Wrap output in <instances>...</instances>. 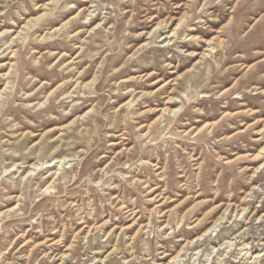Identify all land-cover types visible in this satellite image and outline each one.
<instances>
[{
    "label": "rangeland",
    "instance_id": "rangeland-1",
    "mask_svg": "<svg viewBox=\"0 0 264 264\" xmlns=\"http://www.w3.org/2000/svg\"><path fill=\"white\" fill-rule=\"evenodd\" d=\"M176 255L264 264V0H0V264Z\"/></svg>",
    "mask_w": 264,
    "mask_h": 264
},
{
    "label": "bare ground",
    "instance_id": "bare-ground-1",
    "mask_svg": "<svg viewBox=\"0 0 264 264\" xmlns=\"http://www.w3.org/2000/svg\"><path fill=\"white\" fill-rule=\"evenodd\" d=\"M181 20H182V19L179 20L178 24L180 23ZM178 24H177V25H178ZM177 25H176V26H177ZM175 29H176V28H174L173 31H174ZM171 34H173V32H172ZM166 37H168V36H166ZM219 40H220V39H219ZM209 49H210V48H209ZM167 103H170V100H168ZM166 110H167V108L163 109V110H162V113H164ZM30 168H31V167H30ZM222 218H223V217H221L220 219H222ZM217 223H218V220H216V221L213 223V225L210 226V227L208 228V230H206V232H204L203 234L207 233L209 230H211L213 227H215V226L217 225ZM256 257H257V255H256ZM176 258H177V255L174 256V257H172L171 260L167 262V264H173V262L176 261Z\"/></svg>",
    "mask_w": 264,
    "mask_h": 264
}]
</instances>
